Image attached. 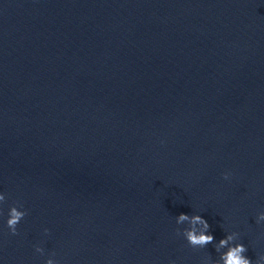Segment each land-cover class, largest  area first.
Returning <instances> with one entry per match:
<instances>
[{
  "label": "clouds",
  "instance_id": "obj_1",
  "mask_svg": "<svg viewBox=\"0 0 264 264\" xmlns=\"http://www.w3.org/2000/svg\"><path fill=\"white\" fill-rule=\"evenodd\" d=\"M223 179L228 180L230 173L225 172L222 174ZM6 202L5 194L0 193V205ZM23 205L18 202L10 206L8 212V219L6 221V226L10 230L12 235H17V225L19 222L27 215V211L19 210L22 209ZM264 221V212H261L256 217V223L259 224ZM187 223L188 227L183 230L177 228L176 234L182 235L187 241L188 245L192 248H205L209 244H213L215 239L212 234H210V225L200 214H185L180 213L176 216V224L181 225ZM45 229V233H47ZM239 233L231 232L227 234L224 238L220 239L218 243L214 244L215 250L219 253V259L211 262L209 264H264V254L258 256V258L253 261L248 258L245 253L248 248L243 244L236 242L238 240ZM226 249V251H221ZM36 252L43 254L44 249L37 246ZM55 254L53 253L52 256ZM45 264H58L56 260L49 257ZM174 264V262H172Z\"/></svg>",
  "mask_w": 264,
  "mask_h": 264
}]
</instances>
